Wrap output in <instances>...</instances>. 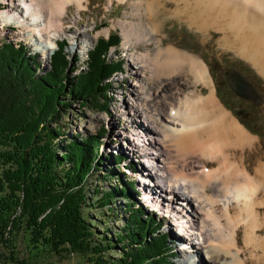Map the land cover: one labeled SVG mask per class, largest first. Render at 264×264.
<instances>
[{
  "label": "rangeland",
  "instance_id": "374dc122",
  "mask_svg": "<svg viewBox=\"0 0 264 264\" xmlns=\"http://www.w3.org/2000/svg\"><path fill=\"white\" fill-rule=\"evenodd\" d=\"M140 1L141 0H125L122 2L119 0H85L82 2L83 7L80 9L77 8L76 4H70L67 8V13H65L62 18L64 30L50 35L52 38L51 45L54 48L48 57V52L41 51L35 44V41L28 39L27 35L24 34V30L14 23H6L5 20L1 18L2 12L11 10L9 6L11 2L8 1V3L6 0H0V45L3 41L11 42L15 46H17V44L24 45L29 50L28 55L31 54L36 57V62L40 64V70L37 71V74L40 75L48 71L51 66L50 57L57 50L56 42H63L66 46L64 54L68 59L72 61V58L76 57L74 73H79L86 70V62L88 61L87 55L92 52L93 47L99 39H108L110 35L121 38L119 45L111 48L109 59L112 60L113 63L121 62L122 69L110 76V81L108 82L109 84L106 90L107 93L98 99L99 103L92 101L89 104L83 105L80 104L78 100L66 98L67 103L71 106L67 108L65 114L62 116L63 118L58 122L63 131H65V136L63 138L65 140L67 137L68 139L77 137V140L80 141L81 138L101 135L98 144L100 148L99 155L104 161L100 162L99 168L97 169L94 168L96 163H92V175L89 177L87 184L88 198L91 199L92 202L98 201L100 197V195L93 192L94 190H98L102 193V191L104 192L110 188V186L116 185V178L107 179L106 176L108 174L106 175L103 171H107L109 174L112 172L121 182H134L136 191H134V195H132L130 200L134 203V209L138 210V208H141L140 210L143 211V214L152 217L159 225L160 232L158 235L165 236L168 242L169 250H166V254H168L169 257H167L166 261H168L169 264H188L193 257H196L193 253L194 249L182 245V240L184 244L187 241L196 246L197 249H202V254L198 255L196 259L200 257L203 264H212L211 259L209 260L206 256V252L210 249H204V247H210V242L208 241L205 243L198 229L201 228V224L199 227H195L194 223L196 220L193 221L190 214L188 215L185 213L184 216L178 214L183 208L181 203L183 204L184 200H188L187 202L190 204V209L191 207L193 208V198L191 197V199L189 195L193 194L192 189L189 188L186 190L185 187L181 188L178 183L175 193L179 194L178 198L180 199L177 201L178 203L174 205L172 201L170 203V198L173 195H171L169 191L163 192V188L166 187V183H168L171 177H168L170 175L166 172L163 173L158 171L160 170L158 168L166 163L163 161L165 157L162 156L160 145H155V141L162 140V137L149 134L150 132L146 129L150 126L151 117L158 116L157 118L159 120V118L165 116L163 112L167 109L165 102H169V98L176 93L178 94V92H181L180 99H185L196 90L198 93L203 92L204 96L208 95L210 90L205 87L195 88L192 84L193 81L190 75L185 74V76L182 77L183 79L180 85L179 82L173 84V90L170 92L168 83L171 80H165L164 78L160 79L158 82H153L152 70L150 68L139 69L134 57L147 54L148 52H150L151 55H155L159 39H163L162 43H164V47L174 45L179 50L192 55V57L194 56L202 60L209 70L208 73L214 85L215 95H217L221 105L232 113L234 118L242 124L248 134L260 141L257 143L254 152L259 150V147H264V102L263 105L258 106L253 102L237 97L230 90L226 77L228 71L231 69L241 72L246 81L254 85L257 93L263 99L264 77L260 75L252 63L240 56L237 51L225 48V44L221 45V37H224L222 33L213 32L205 37L191 30L185 21L181 19H172L162 25V29L164 30L162 36H152L144 41L134 42L130 45L131 47L127 49L124 46L123 28H121L119 23H137L140 21L131 16L135 9L134 7ZM148 1H154V3L156 2L163 5L169 3L168 0ZM169 1L170 4H168V7L170 9H175L177 3L172 0ZM76 35L80 37L78 41L75 40ZM38 38L39 41L37 42L40 44L42 39H40V37ZM35 39L34 37V40ZM46 44L47 43H45V45ZM181 83H187V86L182 87ZM155 92L157 94L152 98L153 101L146 99H151L150 96ZM139 93L143 98L141 99L142 101L138 102V105L144 110L143 113H146V117L141 114L142 111L137 103L134 105L135 97L138 96ZM170 94H172V96ZM158 101L161 102V106L157 105L154 107ZM145 103L153 106V111H150L147 106L146 108L141 106ZM135 124L137 126L136 131L133 130ZM138 125L140 126L138 127ZM150 127L156 129L154 123H152ZM102 129H104L106 133H101ZM151 143L152 145L149 147ZM221 148L223 150L222 144ZM250 151H252V148H246L243 151V154L246 152L248 157L247 163H250L252 168L261 172L263 170L259 167V164L262 166L260 163L261 154L250 153ZM144 152L153 154V161L145 157ZM230 152L234 154V157L240 154L239 151L236 153L233 149H231ZM135 153L137 155H135ZM218 155L220 157V154ZM218 155H215L212 160L206 159L201 163L203 164L204 162L205 164L203 166H207L210 170L213 167L219 168V165H217ZM116 160H120L121 162L119 164L120 166H118L119 168L115 165ZM192 162L194 164L191 167V174L195 176L196 173L203 171V167L195 160H192ZM152 165L156 167L155 170L150 167ZM137 169H139L140 172H144L141 173V177L138 175L139 170ZM189 169L190 168H188L187 174H190ZM156 173L161 177H155ZM151 174L154 175L153 179L150 178ZM155 184L158 185V187L160 186V188L155 187ZM148 185H151V187L149 188ZM191 186L195 185L191 184ZM173 188L172 185L171 189ZM144 190H147L149 195ZM150 194H153V197ZM159 194L163 196L162 199H160ZM262 198L263 194L261 196V199ZM113 204L112 209L106 206L102 208H97V206H95L96 208L86 212L88 218H91V220L95 222L92 226L95 227L94 231L96 236L104 235V237L110 239L114 237L115 233L118 234L121 231L123 232L126 228L125 223L126 217L128 216L125 208V204H127L126 201L117 197ZM194 218L196 219L195 213ZM126 230L130 231V228ZM259 234L264 238V228ZM238 240L239 249L242 250L244 262H246L245 264H264V247L256 249L257 257L253 256L251 254L252 248L246 243V235L243 228H240ZM12 243L14 245L12 251L0 243V264H17L15 259L17 262L24 261L27 264H92L88 259L78 255L68 256L64 254L63 257H58L48 250L35 252L31 246H28L27 240L19 234L13 238ZM126 244L127 242L116 244L113 249L108 252L107 258L111 260L120 258L122 255L121 246L125 247ZM11 252H13L12 255H10ZM185 253L186 257H188V261L183 257ZM214 257L215 261L218 262L216 264H219L221 261H227L226 257H218V254H215Z\"/></svg>",
  "mask_w": 264,
  "mask_h": 264
},
{
  "label": "bare ground",
  "instance_id": "6f19581e",
  "mask_svg": "<svg viewBox=\"0 0 264 264\" xmlns=\"http://www.w3.org/2000/svg\"><path fill=\"white\" fill-rule=\"evenodd\" d=\"M8 1L11 2L9 5L11 10L2 12L1 18L6 23H14L24 30L28 39L35 41L41 51H47L49 57L54 48L51 45L50 35L64 30L62 18L67 13L68 6L73 3L80 9L85 0H6ZM172 1L177 3L175 9L168 7L169 0L166 5L148 0H141L137 5L135 4L131 16L140 21L119 23L123 28L124 46L128 49L134 42L144 41L152 36H162L164 34L162 25L172 19H181L191 30L205 37L213 32L222 33L224 37H221V45L225 44V48L237 51L264 77V0ZM38 37L42 39L40 44L37 42ZM79 39L80 37L76 35L75 40ZM162 42L163 39H159L155 55L148 52L134 57L139 69L150 68L153 82L164 78L173 81L168 83L170 92L173 90V84L179 82L180 85L185 74L190 75L195 88L205 87L210 90L205 96L203 92L198 93L196 90L185 99H180L181 92L173 96L170 94L172 97L169 98V102H165L167 106L163 111L165 116L159 120L158 116L151 117L149 125L154 123L157 130L150 126L146 129L149 134L162 137V140L155 141V145H160L162 156L165 157L163 161L166 162L158 168L160 169L158 171L166 172L170 175L168 177H171L163 192L169 191L173 195L170 203L172 201L174 205L180 199L179 194L175 193L178 183L181 188L192 189L193 194L189 195L193 198H191L193 210L190 209L188 200H184V203H181L183 208L178 214L183 216L185 213L190 214L193 221L196 220L195 227L201 224V228L198 229L205 243L210 242V247L204 249H210L206 252V256L211 259L212 264L218 263L215 261V254L227 258V261H221L219 264H245L244 255L239 249L240 228L244 229L246 243L252 248L253 256L257 257L256 249L264 247V238L259 234L264 228V147H259V150L254 152L260 141L248 134L232 113L221 105L215 95L206 64L174 45L164 47ZM181 85L184 87L187 83ZM156 94L155 92L150 96L151 99H146L153 101L152 98ZM140 96L139 93L135 97L134 105L142 101L143 97ZM143 105L141 106L145 108L147 106L153 111L155 106H161V102L158 101L154 107L146 103ZM138 107L142 111L141 114L146 117L144 110L139 105ZM133 130H137L136 124ZM151 145L152 143L149 147ZM246 148H252L250 153L261 154L262 166L259 164V167L263 172L257 171L247 163L246 152L243 154ZM229 149H233L236 153L239 151V156L234 157ZM136 153L135 155L138 154ZM152 155L144 152V156L153 161ZM215 155H218L219 168L213 167L210 170L207 166H203L205 163L202 164V161L212 160ZM192 160L203 167V171L196 173L195 176L191 174V167L194 164ZM154 165L150 166L153 170L156 169ZM144 168L146 169V166ZM188 168L190 174H187ZM141 173L144 172L139 170L140 177ZM157 176L161 177L156 173L155 177ZM150 178L153 179L154 175L151 174ZM172 185L173 189H171ZM154 186L160 188L156 184ZM148 187L150 188L151 185ZM144 191L147 193V190ZM150 195L153 197V194ZM162 197L160 195V199ZM181 242L185 247L194 249L193 253L196 257H193L188 264H203L200 257L196 259L202 254V249H197L190 242L186 241L185 244L184 241ZM183 257L188 261L186 253Z\"/></svg>",
  "mask_w": 264,
  "mask_h": 264
},
{
  "label": "trees",
  "instance_id": "16d2710c",
  "mask_svg": "<svg viewBox=\"0 0 264 264\" xmlns=\"http://www.w3.org/2000/svg\"><path fill=\"white\" fill-rule=\"evenodd\" d=\"M120 41L111 35L99 39L87 55L86 70L79 73H74L76 57L69 60L59 42L49 70L40 75V64L24 45H0V243L10 251L19 234L35 252L78 255L92 264H169L168 242L158 235L159 225L130 200L134 182L103 171L107 179L116 178V185L102 193L94 190L100 195L96 202L88 198L92 163L97 169L104 161L101 135L64 140L58 123L71 106L66 98L86 105L99 103L107 93L110 76L122 69L121 62L109 59ZM120 163L116 160L117 168ZM117 197L127 203L126 228L110 239L96 236L95 222L86 212L95 206L112 209ZM125 242L120 258H107L116 244Z\"/></svg>",
  "mask_w": 264,
  "mask_h": 264
},
{
  "label": "water",
  "instance_id": "95a60500",
  "mask_svg": "<svg viewBox=\"0 0 264 264\" xmlns=\"http://www.w3.org/2000/svg\"><path fill=\"white\" fill-rule=\"evenodd\" d=\"M226 81L230 90L241 99L255 103L258 106L263 105L264 99L257 93L253 84L246 81L242 73L237 70H229Z\"/></svg>",
  "mask_w": 264,
  "mask_h": 264
}]
</instances>
